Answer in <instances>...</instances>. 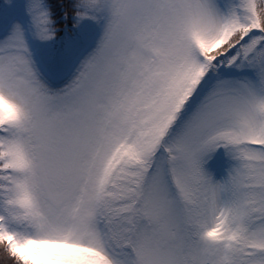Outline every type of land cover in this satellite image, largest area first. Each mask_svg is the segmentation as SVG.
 <instances>
[{"label": "snow or ice", "instance_id": "6c2138e0", "mask_svg": "<svg viewBox=\"0 0 264 264\" xmlns=\"http://www.w3.org/2000/svg\"><path fill=\"white\" fill-rule=\"evenodd\" d=\"M71 8L0 38V264H264V0Z\"/></svg>", "mask_w": 264, "mask_h": 264}, {"label": "rangeland", "instance_id": "374dc122", "mask_svg": "<svg viewBox=\"0 0 264 264\" xmlns=\"http://www.w3.org/2000/svg\"><path fill=\"white\" fill-rule=\"evenodd\" d=\"M25 4L26 0H12L11 5L6 0H0V38L7 34L14 23L27 24ZM30 43L39 64L42 56L40 49L46 46L41 45L39 41H30Z\"/></svg>", "mask_w": 264, "mask_h": 264}, {"label": "trees", "instance_id": "16d2710c", "mask_svg": "<svg viewBox=\"0 0 264 264\" xmlns=\"http://www.w3.org/2000/svg\"><path fill=\"white\" fill-rule=\"evenodd\" d=\"M48 2L52 7L54 17H57L56 18L57 20H59L60 17H62L63 10L65 8L69 12V15H71L72 12L71 4L73 0H48Z\"/></svg>", "mask_w": 264, "mask_h": 264}]
</instances>
